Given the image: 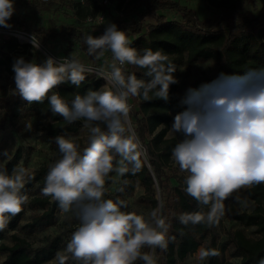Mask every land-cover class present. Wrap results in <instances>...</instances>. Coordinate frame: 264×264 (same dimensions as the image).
<instances>
[{
    "label": "clouds",
    "instance_id": "9594fccd",
    "mask_svg": "<svg viewBox=\"0 0 264 264\" xmlns=\"http://www.w3.org/2000/svg\"><path fill=\"white\" fill-rule=\"evenodd\" d=\"M13 13V0H0V26L11 27L8 20ZM84 43L88 54L96 59L110 51L113 63L110 71L96 73L106 85L76 94L71 104L53 89L65 82L79 87L87 78L85 73L91 71L72 55L63 62L49 57L42 64L20 57L12 65L15 91L22 99L30 104L47 99L53 114L69 123L82 120L90 132L82 152L73 140L56 137L61 158L50 167L42 194L53 197L63 213L79 220L66 249L76 261L134 264L139 259L156 264L152 253L167 247L168 232L165 220L158 216L159 209L152 210L149 220L142 214L122 211L127 207L124 200L104 199L105 178L113 171L124 174L128 170L125 162L133 165V172L140 170V142L126 128L128 97L142 95L149 100L152 92L167 101L170 85L178 83L173 75L176 69L161 51L145 49L140 54L130 47L125 32L115 24H109L99 37L86 35ZM126 64L145 69L150 79L145 82L134 74L125 75ZM231 81L238 82L239 87L214 94L219 85ZM181 103L186 108L174 117L170 131L183 133L185 138L176 144L172 156L179 169L187 173L186 193L199 204L210 206V211L206 217L185 213L179 219L185 225L206 220L212 226L224 215V201L229 196L241 188L264 184V68L249 69L243 76L221 73L199 89L189 88ZM117 156L120 167H114ZM26 179L31 176L23 167L11 175L0 169V230L27 202L28 197L21 194ZM145 247L152 253L143 252ZM198 255L203 261L219 252L202 248ZM68 258L58 253L56 260L66 264ZM259 264H264V259Z\"/></svg>",
    "mask_w": 264,
    "mask_h": 264
},
{
    "label": "trees",
    "instance_id": "16d2710c",
    "mask_svg": "<svg viewBox=\"0 0 264 264\" xmlns=\"http://www.w3.org/2000/svg\"><path fill=\"white\" fill-rule=\"evenodd\" d=\"M91 1L93 4L76 3L77 18L95 16L99 12L101 5L95 0ZM122 1L118 0L117 4L120 5ZM131 1L137 6V16L134 19L135 27H131L134 36L128 39L130 47L135 48L140 54H143L145 49L161 51L175 66L176 71L173 75L186 62L210 59L219 65L218 73L215 75L202 73L189 83L187 90L199 89L201 85L215 81L221 73L243 76L249 69L264 68V4L254 13L244 10V5L252 0H205L216 13L199 18L194 7L187 0ZM161 9L173 10L175 15H170ZM149 14H153L154 22L147 25L146 33H142L143 19ZM222 22H225V27ZM119 23L120 20L116 19L110 24ZM8 24L11 27H0L26 32L42 45L58 46L61 50L67 48V52L69 49H76V53L84 54L92 65L96 63V57L87 52L81 27L74 23H59L55 27L38 26L13 13ZM107 26L103 27L102 33ZM96 28L101 27L96 26ZM125 34L127 36V33ZM28 47H33V44L21 42L15 35L0 37V66L7 76V79L0 83V129L9 125L16 130H25L28 115L35 113L44 118L39 136L51 137L56 143L58 135H75L84 122L79 120L69 123L60 115L53 114L47 99L42 103L30 104L15 91V74L12 65L20 57L29 62V58L24 56ZM123 71L125 75L134 74L138 80L147 82L150 79L144 74L145 69L134 65H124ZM85 75L87 78L79 87L65 82L53 89V92L58 93L71 104L76 94L84 95L89 90L100 89L104 84L103 78L91 76L87 72ZM237 87L239 83L236 81L224 82L216 88V93L225 94ZM177 88V83L170 85L167 101L156 98L152 92L149 93V100H144L142 95L128 97L127 103L131 105L128 119L132 127L128 134H135L140 142V149L143 151L140 157L142 166L139 171L133 172V165L125 162L128 170L121 175V179H127V182L120 183L115 194L117 196L122 192L131 194L135 184L140 183L144 192L140 195L139 201L150 204L153 210L159 209V217L165 220L168 232L167 247L156 248L153 253L156 264H178L195 252L200 245L205 249H216L219 252L217 256L207 257L205 264H259V261L264 259V184L246 188L247 196L255 203L252 210H239L232 214V217L242 225L253 226L255 235H247L236 227L225 229V236L220 238V225L228 214V199L224 201V215L219 218L217 224L209 226L206 220L199 224L187 225L180 222L179 217L185 213H200L206 217L210 206L199 204L186 193L187 173L177 172L171 164L172 151L180 141L174 135L168 134L169 124L174 114L177 115L186 108L176 94ZM101 128L106 131L104 125H101ZM126 128L128 129L127 124ZM88 143L89 140L84 148ZM53 145L55 146L54 143ZM56 148L59 150L58 147ZM1 152L0 147V154ZM21 156V148L18 146L0 163V169L6 170L7 174L11 175ZM117 157L114 160V167ZM50 167L40 165L29 175L31 179H26L21 194L28 197L27 202L22 205V211L11 217L7 226L0 230V253L4 254L0 264H42L54 257L59 249L65 235L64 230L50 236L44 244L31 250L26 237L15 231L10 233V243L3 240L5 232L14 230L17 226L25 232H31L36 224L50 225L55 222L58 202L53 197L38 194L34 190L35 184L42 180ZM113 172L105 178L104 199H111L108 187ZM172 179H175L174 183ZM44 184L45 182L41 181L38 185L44 187ZM156 193L159 194V198ZM27 208L39 211L31 220L20 224ZM121 210L126 212L124 208ZM75 220L76 226H79V220L76 217ZM72 228L74 227L70 230ZM229 247L230 255L236 260L224 257ZM134 264H145V262L138 259Z\"/></svg>",
    "mask_w": 264,
    "mask_h": 264
},
{
    "label": "rangeland",
    "instance_id": "374dc122",
    "mask_svg": "<svg viewBox=\"0 0 264 264\" xmlns=\"http://www.w3.org/2000/svg\"><path fill=\"white\" fill-rule=\"evenodd\" d=\"M108 1L109 4L99 6V11L102 10L105 13L106 17L100 25L102 29L96 28V26L99 25L94 20L95 16L87 15L86 17L79 19L75 15L77 2H80L82 4H93L91 0H13V3L14 14L30 22L32 25L55 27L59 23H74L81 27L84 36L93 35L94 37H99L103 34V27L107 26L110 23H113V21L117 19L120 20V23L116 24L118 29L127 33L128 39L134 36V33L131 31V27H135L134 19L137 16V6H135V2L131 0H123L122 3L118 5V0ZM187 1L194 7L199 18H203L207 15H214L216 13L210 6L206 4L205 0ZM263 4L264 0H252L244 5V10L250 12L253 11L254 13H256L261 9ZM161 11L169 13L170 15H175V12L173 10L161 9ZM153 22V14L147 15L143 19L141 32L146 33L147 25ZM222 25L225 27V22H222ZM8 35H15L19 40L21 38L20 35H28L32 37L31 40L22 39L20 41L29 42L31 44H33V41L34 43L36 42L35 47L33 45V47H28L25 50L26 52L24 53V56H27L29 58V62L42 64L49 57L56 59L58 62H63L64 58H69L70 55H72V57L79 60L86 68L88 67L91 70L90 72H88L91 76H97L96 73L101 70H111L109 66L111 63H113V59L110 51H106L104 53V56L100 59H97L96 63L92 65L88 57H86L82 53H76V49H69V52H67V48L61 50L58 48V46L50 44L42 45L36 39H34L32 35L26 32L14 28L0 27V37ZM218 72L219 65L210 59L191 63H183L177 73L174 75L178 81V88L176 91L177 96L182 100L187 91L189 83L202 73H205L207 75H215ZM6 79V72L0 66V83H3ZM106 83L107 81L104 79V84L102 86L106 85ZM214 94L217 95L216 89ZM129 106L131 105L129 104ZM175 116L176 115L174 114L170 121L168 134L174 135L181 142L185 138L184 134L180 132L172 133L170 131ZM43 120L44 118L41 115L30 113L28 115V124L25 130H16L9 125H6L4 128L0 129V147L2 148V152L0 154V163L7 159L18 146H20L21 148L22 156L15 169L23 167L27 170L29 175L40 165L52 166L57 160H59L61 158V153L56 148L58 147L57 143H55L53 139H51V137L41 138L39 136ZM127 127L129 131L132 130L129 119L127 122ZM59 136H63L66 139L73 140L76 144L79 145V150H82L89 140L90 132L82 125L75 135L67 136L64 134H60L57 137ZM53 143L55 144V146L53 145ZM5 152H7V155H4ZM119 160L120 157L118 156L117 161ZM117 161L115 167H120L121 165H119ZM171 164L175 167L177 172L182 173V171L179 169L178 164L175 163L173 156ZM46 175L47 173L42 177L41 181L45 182ZM111 177L112 181L110 182L108 187L110 198L113 200H124L127 203V207L124 208L126 212H136L137 214H142L146 220H149L150 213L153 210L152 207L148 203L139 201L140 195L144 192L143 186L140 183H136L131 194L122 192L117 196L115 194L116 188L120 183L126 184L127 179H121V174L116 171L112 173ZM41 181H38L35 184L34 188L35 192L38 194L42 193V189L44 188L38 185ZM172 182L174 183L175 179H172ZM156 194L159 197L158 193ZM254 206L255 203L247 196L246 188H241L240 190L234 192L231 196H229L227 204L228 214L221 222L220 238L225 236V229L236 227L240 228L247 235H255L256 233L253 226L242 225L240 221L232 217L233 212L239 210L250 211ZM38 211V209L27 208L20 220V224L31 220L33 215ZM75 221V216L71 213H63L58 204L56 209V220L53 224H36L31 232H25L19 226H17L14 230H7L4 234L3 240L7 243H10V233L12 231H15L18 234L26 237L31 250L36 246L44 244L50 236L56 234L61 230H64L65 235L56 254L54 255V257L43 262L42 264H58V261L56 260L58 253L69 257L66 261V264H81V262L73 259L71 257V254L66 251L67 245L71 240L73 232L76 231L79 227L76 226ZM71 227L74 228L70 230ZM202 248L205 249L203 245L199 246L198 250L195 253L188 255L184 261H181L178 264H205V260L201 261L198 255L199 251ZM230 249V247L227 248L224 257L227 259L236 260V258L230 255ZM142 251L149 253L150 249L146 247L145 249H142ZM3 258L4 254L0 253V260H2Z\"/></svg>",
    "mask_w": 264,
    "mask_h": 264
},
{
    "label": "built area",
    "instance_id": "2783aa9c",
    "mask_svg": "<svg viewBox=\"0 0 264 264\" xmlns=\"http://www.w3.org/2000/svg\"><path fill=\"white\" fill-rule=\"evenodd\" d=\"M99 5H105V4H109L108 0H95ZM105 19V13L100 10L94 17V20L96 21V23L100 26L102 24V22ZM119 66V65H118ZM88 68V67H87ZM89 69V68H88ZM88 73V72H87ZM89 74V73H88Z\"/></svg>",
    "mask_w": 264,
    "mask_h": 264
},
{
    "label": "bare ground",
    "instance_id": "6f19581e",
    "mask_svg": "<svg viewBox=\"0 0 264 264\" xmlns=\"http://www.w3.org/2000/svg\"><path fill=\"white\" fill-rule=\"evenodd\" d=\"M20 37L24 40H31L32 37L31 36H28V35H20ZM36 43V42H35ZM149 253H152V250L150 249Z\"/></svg>",
    "mask_w": 264,
    "mask_h": 264
},
{
    "label": "water",
    "instance_id": "95a60500",
    "mask_svg": "<svg viewBox=\"0 0 264 264\" xmlns=\"http://www.w3.org/2000/svg\"><path fill=\"white\" fill-rule=\"evenodd\" d=\"M20 40H22V38H20ZM38 45V44H37ZM141 153L143 154V151L140 149ZM159 195V194H158ZM159 198V197H158ZM158 216H159V213H158Z\"/></svg>",
    "mask_w": 264,
    "mask_h": 264
},
{
    "label": "crops",
    "instance_id": "0c3cea01",
    "mask_svg": "<svg viewBox=\"0 0 264 264\" xmlns=\"http://www.w3.org/2000/svg\"><path fill=\"white\" fill-rule=\"evenodd\" d=\"M200 246H201V245H200ZM197 250H198V248H197ZM197 250H196V251H197ZM196 251H195V252H196ZM195 252H193V253H195Z\"/></svg>",
    "mask_w": 264,
    "mask_h": 264
}]
</instances>
